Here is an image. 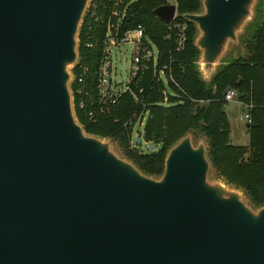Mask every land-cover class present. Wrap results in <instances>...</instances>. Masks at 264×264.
Masks as SVG:
<instances>
[{
	"label": "water",
	"instance_id": "1",
	"mask_svg": "<svg viewBox=\"0 0 264 264\" xmlns=\"http://www.w3.org/2000/svg\"><path fill=\"white\" fill-rule=\"evenodd\" d=\"M88 2L0 0V264H264V205L208 178L203 137L186 132L151 176L77 122L69 81ZM256 3L199 0L180 13L201 81ZM172 12L151 11L163 23Z\"/></svg>",
	"mask_w": 264,
	"mask_h": 264
},
{
	"label": "trees",
	"instance_id": "2",
	"mask_svg": "<svg viewBox=\"0 0 264 264\" xmlns=\"http://www.w3.org/2000/svg\"><path fill=\"white\" fill-rule=\"evenodd\" d=\"M155 0H143L132 4L133 17L130 23H140L158 50L159 63L169 61L168 72L175 85H170L174 95L163 104L159 83L143 79L141 101L147 110L142 127L145 141L155 144L151 151L140 152L129 146V126L122 121L140 106L130 104L123 95L114 110L118 120L101 117L86 122L76 116L85 133L113 141L121 155L131 161L142 173L158 176L162 170L165 151L186 132L193 138L203 137L206 141V156L215 176L226 183L240 188L253 207L264 205V108L260 97L264 93V0H257L252 20L238 37L242 53L234 57L225 55L208 83L200 80L194 61L197 50L192 44L194 26L185 20L184 40L180 48L174 49L172 39H163L165 25L152 15L158 6ZM178 13H192L199 9V0H177ZM79 36V31L78 34ZM91 52L77 44V60L92 67ZM150 85V89L147 87ZM233 88L239 99L254 105L249 113L245 130L248 135L246 147L228 143L226 118L222 111L224 89ZM205 105H201V102Z\"/></svg>",
	"mask_w": 264,
	"mask_h": 264
},
{
	"label": "built area",
	"instance_id": "3",
	"mask_svg": "<svg viewBox=\"0 0 264 264\" xmlns=\"http://www.w3.org/2000/svg\"><path fill=\"white\" fill-rule=\"evenodd\" d=\"M138 1L143 0H89L79 24L77 41L79 37L80 46L92 53L90 61L93 65L89 67L86 62L76 60L71 69L69 89L74 117L79 116L86 122H94L104 116L117 121L114 110L123 95L129 97L130 104L140 106L138 112L132 111L122 121V125L130 128L129 146L143 152L148 151V145L152 144L154 148L155 144L142 137V127L148 112L141 101L144 88L139 83L146 78L150 83H159L164 105L169 104L166 98L174 95L170 85L175 83L168 72L169 61L159 63L158 50L142 25L130 23L134 14L130 7ZM155 1L159 2L158 5H173L170 20L166 23L161 21L165 25L162 37L165 40L171 38L174 49L180 48L184 40L185 20L177 12V0ZM123 44L129 45L131 51L127 78L121 81L114 77L111 58ZM147 88L150 89V85ZM222 100L224 103L233 100L240 103L245 109L243 119L249 122L248 111L254 107L251 101L239 99L233 88L224 89ZM259 106L264 108V93ZM134 125H141L140 133L138 130L133 132ZM135 137L139 138L138 143H135Z\"/></svg>",
	"mask_w": 264,
	"mask_h": 264
},
{
	"label": "rangeland",
	"instance_id": "4",
	"mask_svg": "<svg viewBox=\"0 0 264 264\" xmlns=\"http://www.w3.org/2000/svg\"><path fill=\"white\" fill-rule=\"evenodd\" d=\"M229 51L226 53L229 54V57H234L238 54L242 53L241 46L237 44L236 46L230 45ZM131 48L129 45L123 44L120 46L119 51H116L112 54V67L114 68L115 79H120L124 81L127 78V70H128V61L130 56ZM225 55L222 57L223 60ZM222 111L226 118L227 124V133L226 137L228 143L235 146H243L246 147L248 144V135L245 131L243 123L245 122L243 119V114L245 112L244 107L238 103L236 100L225 102L222 104ZM138 130L140 133L141 125L133 127V132ZM197 138L192 139V143L194 144ZM112 150L119 156L122 157L120 151L117 147L112 143ZM143 148V145H140ZM208 178L211 179L214 177L212 169L208 170ZM244 201L248 203V200L244 198Z\"/></svg>",
	"mask_w": 264,
	"mask_h": 264
}]
</instances>
